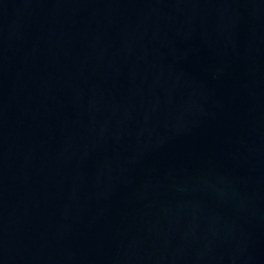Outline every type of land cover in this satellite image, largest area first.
<instances>
[{"label":"water","instance_id":"water-1","mask_svg":"<svg viewBox=\"0 0 264 264\" xmlns=\"http://www.w3.org/2000/svg\"><path fill=\"white\" fill-rule=\"evenodd\" d=\"M0 264H264V0H0Z\"/></svg>","mask_w":264,"mask_h":264}]
</instances>
